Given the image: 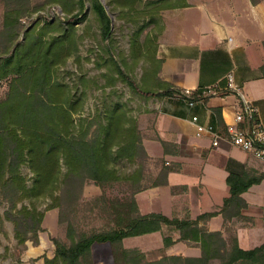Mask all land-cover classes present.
<instances>
[{"label":"trees","instance_id":"trees-1","mask_svg":"<svg viewBox=\"0 0 264 264\" xmlns=\"http://www.w3.org/2000/svg\"><path fill=\"white\" fill-rule=\"evenodd\" d=\"M33 1L8 0L0 31V80L7 82L5 97L0 98V194L10 205L6 218L15 223L19 241L25 243L30 239L29 233H34V241L39 244V232L43 230L45 218V211L35 204L20 205L25 199L37 201L50 197L53 200L50 208H65L66 212L75 213L87 182L106 186L123 180L131 183L133 193L129 209H114L118 212L119 222L102 232L82 233L78 239L72 235L75 231L72 223L68 228L72 244L67 246L54 239L55 255L53 258L45 257L46 264H86L95 243L111 244L115 264H264V243L245 249L239 243L237 232L228 237L232 230L230 223L241 219L242 210L248 206L243 193L261 182L263 176H252L249 172L231 173L227 179L230 195L221 207L202 213L197 218L140 212L136 194L150 187L143 183L145 168L141 167V162L148 160L150 155L143 143L138 121L129 116L122 104H116L106 111L105 121L98 122L92 135L90 128L93 122L87 126L82 122L77 129L75 114L81 110L83 101L75 97L68 83L57 77L59 65L66 63L67 58L77 52L74 24L84 17L81 15L86 0H39L35 5ZM260 1L252 0L253 3ZM49 2L61 4L68 16L66 22L71 26L48 18L40 30L36 26L25 27L22 18L44 9ZM90 2L105 40L112 36L113 24L107 5H111V10L117 9L121 18L135 23L141 17H148L149 22H154L156 15L165 9L190 5L188 0H106L107 5L103 0ZM77 9L80 12L75 13ZM165 25L163 23L159 37L163 35ZM142 30L144 26L134 37L132 45L142 52L143 47L148 48L155 41L153 58L159 67L153 69L150 77L147 71L140 84L112 55L110 72L104 76L109 84L119 79L124 81L136 95L146 98L178 96L183 89L158 76L163 61L157 56L158 35L148 34L144 44H141L139 35ZM52 31L58 33L50 34ZM23 33L24 38L21 39ZM216 114L223 123L219 109H216ZM163 145L167 153L166 143L163 142ZM122 158L139 163L141 168L134 174L121 175L115 163ZM25 165L34 173L32 185L23 173ZM163 166L167 169V176L170 169ZM158 184H168L167 177L155 183ZM99 199L106 207L109 206L108 199ZM99 199L95 200L98 204ZM219 214L224 218V230L210 231L207 222ZM165 227L170 231L164 233L166 247L177 241L194 242L201 248V254H165L160 259L149 260L140 248H126L123 244L125 238L163 231Z\"/></svg>","mask_w":264,"mask_h":264},{"label":"crops","instance_id":"crops-1","mask_svg":"<svg viewBox=\"0 0 264 264\" xmlns=\"http://www.w3.org/2000/svg\"><path fill=\"white\" fill-rule=\"evenodd\" d=\"M189 3L187 7L165 13L166 28L157 55L163 60L158 76L180 89H197L222 81L229 71H234L238 84L257 106L264 123V0L258 3L190 0ZM157 101L154 135L145 136L143 141L151 157H164L165 166L170 169L168 184L139 191L136 199L140 212L197 218L221 207L230 195L227 179L231 173L249 172L252 176H263V180L243 193L248 206L242 210L243 217L236 222V228L241 247L250 249L261 245L264 242V162L226 141L214 146L210 135L197 136L192 122L193 115L198 114L202 123L226 129L229 123L235 122V114L241 108L240 97L228 92L208 97L205 104L195 107H189L175 96ZM216 109L220 110L223 123ZM162 142L166 143L167 153ZM206 225L210 231H223L224 218L216 215ZM157 233L162 237L159 245L153 248L151 244H142L144 251L162 248L167 255L201 254L199 246L190 247L183 241L164 246L162 231L128 237L124 241ZM41 245L42 236L39 246H28L24 259L53 258L55 251H47ZM97 245L92 247L93 254ZM96 255L95 264H114L109 250L105 258H96ZM39 262L44 264L43 259Z\"/></svg>","mask_w":264,"mask_h":264},{"label":"rangeland","instance_id":"rangeland-1","mask_svg":"<svg viewBox=\"0 0 264 264\" xmlns=\"http://www.w3.org/2000/svg\"><path fill=\"white\" fill-rule=\"evenodd\" d=\"M7 1L0 0V31L2 29L3 16L7 8ZM38 2L39 0H34L32 4L35 5ZM103 2L106 4V0H103ZM110 6L107 5V9L113 22L112 36L109 40H105L102 38L101 27L92 9L91 2L90 0H86V7L81 15V17H84L74 24L77 34V52L69 56L66 63L59 65L57 77L60 81L68 83L72 88L73 94L76 95L75 97L83 101L81 110L75 114L76 123L78 124L77 129L80 128L82 122L85 126L93 122L90 128V135H92L97 129L98 122L105 121L106 111L116 104H122L128 110L129 116L134 117L138 121V126L144 140L145 136L154 135L153 127L158 112L155 107L158 104L157 100L161 98L158 96L146 98L142 95H136L129 85L120 79L114 84H109L104 74L110 72V56L113 55L119 60L122 67L140 84L143 83L144 78L147 76V71L150 77L154 73L153 69L156 70L159 67V63L153 58L156 48L155 41L150 43L148 48L143 47L142 52H139V48L133 46L132 42L143 26L144 30L139 35L141 44H144V40L148 34L152 36L158 35V41H160L161 35L159 37V33L162 31L161 27L163 23H166L165 13L170 9H165L157 14L155 17L156 21L153 20L154 22H149L150 18L148 17H141L135 23L127 18H121L119 11L117 9L111 10L112 7ZM78 12H80L79 9L75 10V13ZM67 17L60 3L49 2L44 6V9L32 12L22 18V21L25 27L36 26L37 30H40L48 18L54 21H62L65 26L70 27L71 24H67L66 22ZM57 33V31H52L50 34ZM23 38L24 33L21 35V39ZM157 44L160 46L159 42ZM159 46L157 47L158 49ZM102 63L103 65H101ZM6 91L7 82H1L0 98L5 97ZM156 139L159 140L158 138ZM164 162V157L151 156L148 160L141 162V167L145 168L143 179L145 185H150V187L156 186L155 183L166 179L167 176L165 174L167 169L163 166L165 165ZM115 165L121 175L134 174L140 167L139 163L132 162L127 158L119 159ZM22 170L27 177L29 185H32L34 173L31 168L25 165ZM132 193L133 186L127 181H117L106 186H99L94 181H89L85 185L82 200L76 206L75 213L66 212L65 208L64 210L59 207L50 208L53 202L50 197L41 198L37 201L25 199L20 205L26 204L32 206L35 204L38 209L45 211V218L42 223L43 230L39 232V239L42 236V248L47 251H55L56 245L54 239H58L67 246L72 244V237L68 235V228L72 223L75 227V231L72 234L74 235V239H78L82 233L102 232L116 225L119 222V218L118 212L114 209L115 207L118 211L129 209ZM99 197L108 199L109 206L106 207ZM96 199L100 200L99 204L95 201ZM9 208V203L0 194V264H41L39 261L42 259L43 263L46 264L45 257L43 256L24 259L28 246L30 248L37 247L40 242L39 244L35 243L34 233H29L30 239L25 243L19 241L16 237L15 223L6 218V212ZM240 220L235 219L230 223L232 230L228 234V237L235 235L237 232L236 222ZM165 228L162 231L163 236L164 233H170L169 228L167 230ZM173 234L178 237V234L174 232ZM151 237L131 238L123 241V244L126 248H140L144 251L141 248L142 244H151L154 248L159 245V241L162 239L159 233ZM183 242H186L190 247L198 246L194 242ZM107 250L112 254L115 264L113 247L109 243H99L96 246V258H105L104 254ZM144 252L149 260L160 259L165 255L162 248ZM95 254L92 253L91 258H88L86 264H95Z\"/></svg>","mask_w":264,"mask_h":264},{"label":"built area","instance_id":"built-area-1","mask_svg":"<svg viewBox=\"0 0 264 264\" xmlns=\"http://www.w3.org/2000/svg\"><path fill=\"white\" fill-rule=\"evenodd\" d=\"M228 92L236 93L241 99V108L235 114V122L221 130L213 123H202L200 116L195 114L192 122L196 126L197 136L210 135L214 146L226 141L264 162V123L260 119L257 106L246 97L238 84L234 71H229L222 81L215 84L197 89L185 88L176 98L189 107H195L205 104L206 96H221Z\"/></svg>","mask_w":264,"mask_h":264},{"label":"water","instance_id":"water-1","mask_svg":"<svg viewBox=\"0 0 264 264\" xmlns=\"http://www.w3.org/2000/svg\"><path fill=\"white\" fill-rule=\"evenodd\" d=\"M107 7V6H106Z\"/></svg>","mask_w":264,"mask_h":264}]
</instances>
